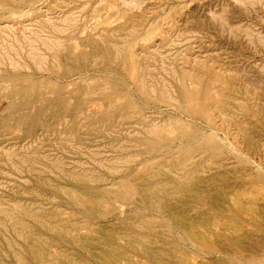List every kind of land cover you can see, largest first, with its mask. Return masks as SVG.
Wrapping results in <instances>:
<instances>
[{
    "label": "rangeland",
    "instance_id": "obj_1",
    "mask_svg": "<svg viewBox=\"0 0 264 264\" xmlns=\"http://www.w3.org/2000/svg\"><path fill=\"white\" fill-rule=\"evenodd\" d=\"M0 264H264V0H0Z\"/></svg>",
    "mask_w": 264,
    "mask_h": 264
},
{
    "label": "bare ground",
    "instance_id": "obj_2",
    "mask_svg": "<svg viewBox=\"0 0 264 264\" xmlns=\"http://www.w3.org/2000/svg\"><path fill=\"white\" fill-rule=\"evenodd\" d=\"M119 50H121L120 48H118ZM35 95V94H34ZM209 99H211L210 97H209Z\"/></svg>",
    "mask_w": 264,
    "mask_h": 264
}]
</instances>
